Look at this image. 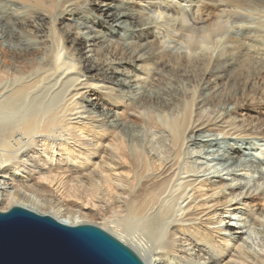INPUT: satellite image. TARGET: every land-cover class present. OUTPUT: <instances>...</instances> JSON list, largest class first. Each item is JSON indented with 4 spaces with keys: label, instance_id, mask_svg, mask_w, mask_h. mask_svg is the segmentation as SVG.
Instances as JSON below:
<instances>
[{
    "label": "bare ground",
    "instance_id": "1",
    "mask_svg": "<svg viewBox=\"0 0 264 264\" xmlns=\"http://www.w3.org/2000/svg\"><path fill=\"white\" fill-rule=\"evenodd\" d=\"M13 1L26 16L21 20L16 9L1 2L0 38L7 40L13 64L0 63V109H18L22 113L16 121L0 122V209L22 205L70 225L92 223L82 212L90 209L103 216L102 228L135 249L146 264H264V243L259 245V251L252 249L243 238V231L225 221V217L234 215L232 211L237 213L240 209L237 197L248 183L228 184L227 192L218 190L219 186L207 179H188L193 175L186 167L183 171L187 175L179 182L180 187L176 185L184 187L179 193L182 202L178 209L169 204L170 196L165 197L169 183L178 174L185 145L204 143L214 147V140L209 143L207 138L245 132L230 123L228 114H212L205 97L210 85L232 81V73L238 72L250 87L254 75L264 77V62L246 59L243 52L237 54L233 48L221 53L211 65L208 57L197 60L201 92L195 98L194 90L189 91L190 100L166 125L171 137L168 147L161 151L154 148V156L134 143L133 148L126 143L123 135L127 134V127L117 122L116 108L101 109L99 98H87L86 94L98 89L117 103L112 106H127L124 114L133 113L157 126L154 110L138 101L129 104L121 97L137 78H121L124 72L117 65L120 61L106 57L107 43L114 45L117 55H127V66L135 69L138 63L154 61L162 70H148V76L167 71L175 83L196 68L192 57L170 51L164 41H159L154 31L156 21L145 17L130 0ZM191 15L196 18V26L178 24L176 34L177 41L182 39L191 49L198 47L200 37L208 38L224 28L219 21L210 22L209 27H197L206 20L195 11ZM102 21L105 23L99 27ZM57 22L56 29L50 28V23ZM29 25L36 28L30 35L24 30ZM263 32L264 24L260 31L248 32L236 42L238 46L247 41L259 42ZM61 36L66 44L60 41ZM15 63L25 65L27 70ZM53 76L65 79L62 90L53 93L55 100L51 102L40 91ZM135 92L139 96L142 93L139 89ZM205 129L213 134H203ZM135 135H131L133 142ZM225 150L216 147L213 159L226 163L236 160L238 165L251 162L250 168L260 170L252 157L246 158L250 152L241 144H228ZM253 155L258 157L257 153ZM9 170L14 177L5 174ZM16 176L21 178L19 183L13 182ZM239 188L241 192L237 193ZM5 204L8 205L3 207ZM113 206L124 207L133 214V221L149 232L153 243V239L146 241L126 233L120 220L106 217L103 212ZM246 214L247 222L250 217L255 218L251 209Z\"/></svg>",
    "mask_w": 264,
    "mask_h": 264
},
{
    "label": "rangeland",
    "instance_id": "2",
    "mask_svg": "<svg viewBox=\"0 0 264 264\" xmlns=\"http://www.w3.org/2000/svg\"><path fill=\"white\" fill-rule=\"evenodd\" d=\"M1 2L8 5L10 8L16 9L21 15V20L25 19L24 17L26 16V13H23L22 8L17 6L13 0H0V4ZM130 2H134V6H137V8L139 7L145 17L156 21L154 25L157 27L154 28V31L157 39L159 41H164L165 46H167L170 51H176L192 57V63L196 68H193L189 72L190 76L183 79L180 83H175L171 80L172 76L166 73L167 71L156 73L157 70H162V66L154 61L138 63L135 69H133V67L127 66L125 64L127 55H117L115 53L116 50L114 45H112L110 42L107 43L108 49L106 57L110 60H114L117 63L119 61L121 62L117 64L121 65L120 69L124 72V75H122L121 78H126L128 81L137 78L136 82L131 83L132 85L130 87L127 86L125 89L126 94L122 95L121 97L129 104H133V102L138 101V104L141 103V105L147 106L146 108L154 110L156 120L159 122L158 124L156 121L157 126L149 124L143 118L133 115V113L131 115L124 114L125 111L128 110L127 106L120 104L119 106H112V104L116 102H113L112 98L106 97L107 95L101 93L98 89H91L86 95L87 98H99L98 101H100V104H102L100 105L101 109L116 108V113L119 115L117 122L123 123V127H127H124L125 130H127V134L123 135L125 136L124 139L126 140V143H128L132 148L134 143L135 145L139 146L138 148L149 152L150 155L155 153V156L157 154V150H159L158 148H161L159 150L161 151L163 148L168 147L171 137L166 125L174 116H177L181 113L184 103L190 100L189 91L191 89L194 90L195 98L201 92V84L198 82L200 77L199 62L197 60L208 57V59H210L209 62L211 65L216 58L221 56V53H226L228 50H230V48H233V50L238 52L237 54L243 52V54H245L247 57H245L246 59H255L264 62V32L262 33L263 35L261 36V40L259 42L253 43V41H247L246 43H240V46H238V43L236 42V39L246 35L248 32H252L256 29L260 31V27H262L264 24V0H218L213 2L211 0H170V3L168 4L167 2L156 3V0H130ZM192 11H195L196 14L200 13L199 17L206 20L202 25L197 24V27H201L204 24L205 26L209 27V25L215 21H219V23L221 22L224 27L219 33L215 32L211 34L212 36L208 35V38L206 36L200 37L199 39L201 43L199 42L198 47L194 49H191L182 39L177 41L178 37L176 35L179 34V32H177L178 24H183L192 28L196 26V18L191 15ZM55 12L53 11L52 13ZM72 17H74V15H72ZM104 23L105 21H102L99 27H102ZM50 24V28L53 30L59 25L58 22L56 24ZM35 29L36 28L33 25H29L26 26L24 30L28 35H30V33H34ZM195 31H199V29L196 28ZM55 33H58V31L55 30ZM210 37L212 38L210 39ZM62 38H64V36L60 37V41L64 44L65 41ZM236 44L238 47L235 46ZM9 51V44L7 40L5 38H0V63L6 65L13 64V60L8 56ZM74 60H76V63L78 62L77 57ZM15 64L17 66L19 65L18 63ZM19 66L22 68V70H27L25 65H22L25 69H23L21 65ZM148 70L150 72L151 70L156 71L154 72L155 74L153 73L148 76ZM232 75V81L221 80L210 85L206 92L207 96L205 97L209 99L208 107L212 111V114L214 112L213 115L218 116L223 113L228 114L230 123L239 125L241 131L242 129H245V132L235 135L218 134L217 139L215 136L207 138L209 139V143L211 139L214 140L212 142L217 144L214 147H208V145H204V143L194 144L191 146L185 145L181 150L180 161L178 162V166L180 167L179 169L182 170L183 174L182 172L180 173L181 170L178 169L177 176L171 181V183H169L165 197L168 198L167 196H170L167 199L169 204L173 205L175 209H178L179 203L182 202V199H179V193L184 189L183 186L181 187L182 189L178 187H180L179 182H182L183 177L187 175L183 171L186 169V167L191 169L190 173L193 175L188 179H207L210 183H214L216 186H219L218 190L223 189L227 192L228 184H236L235 186H237L241 181L243 184L248 183L246 184L247 187H245L242 192L240 191V188L237 189V193L241 192L237 197V200H239L240 209L237 211V213L232 211L234 215L225 217V221L231 223L233 228H239V230H242L243 238L247 240L249 246H251V248L255 249L256 251H259V245L264 243V134H262L264 133V77L260 75H254L252 78V86L248 87L247 84H249V81L245 82L244 84L243 80H241V75L238 72H233ZM258 77H261V79ZM64 79L65 78L63 76L51 77V79H49L47 83L41 88L42 91L40 92H42V96L47 95L46 98H48V100L50 99L49 101H54L55 99L53 98L54 96L52 97V95H54L53 93L62 90ZM101 83L102 82L99 84ZM133 85L137 86L134 90ZM110 86L115 87L114 84H111ZM137 89L142 91L140 96L135 95V91ZM133 97L136 98V100L133 101ZM21 113L22 111L18 109H0V122L16 121L20 117ZM133 132L137 137L134 142L132 140L133 136H131L133 135ZM202 133L205 135L210 133L213 134L207 129L203 130ZM233 143L241 144L244 150L249 151L250 155H247L246 158L252 157V161L254 160L253 163L257 164L260 170L254 168L253 170L250 168L251 162H243L242 164L238 165L236 160H231L229 163H226L218 159H213V153L215 152L216 147H220L222 152H226L225 147H227L228 144ZM154 148H157V150ZM254 153H257L258 157H260L258 158L254 156ZM248 160L249 159H247V162H249ZM179 163H183L184 165H179ZM261 169H263V172ZM5 174L8 176L10 174L13 177L15 176L14 173H10V170ZM19 179L21 178L17 177L15 180H13V182L19 183ZM177 180L178 182H176ZM174 185H177L178 187L176 186L177 188H175ZM246 192L248 194L247 196L245 195ZM168 193L171 194L169 195ZM174 195L178 196L175 197ZM7 205L8 204H5L3 207ZM250 209L253 211V214H255V218L250 217V221L247 222L246 210L250 211ZM99 210L104 211L101 209ZM82 212L87 214L86 219L88 221L92 222L93 224L97 223V225L103 226V216L96 214L95 211H91L90 209L82 210ZM103 214H106V217L110 219H115V221L120 220L122 223L121 227L126 233L132 234V236L137 235L144 238L146 241L153 239L146 229L133 221V214H129L124 207L113 206L110 209H106ZM257 218H259V222H256ZM230 219L235 220L230 222ZM152 241H154V239L151 240V242Z\"/></svg>",
    "mask_w": 264,
    "mask_h": 264
},
{
    "label": "water",
    "instance_id": "3",
    "mask_svg": "<svg viewBox=\"0 0 264 264\" xmlns=\"http://www.w3.org/2000/svg\"><path fill=\"white\" fill-rule=\"evenodd\" d=\"M0 264H146L93 223L70 225L22 205L0 209Z\"/></svg>",
    "mask_w": 264,
    "mask_h": 264
}]
</instances>
